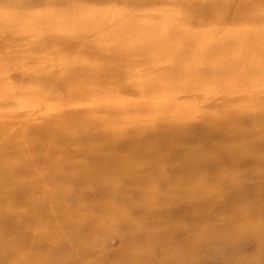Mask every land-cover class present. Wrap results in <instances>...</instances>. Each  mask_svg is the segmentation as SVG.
<instances>
[{"label": "rangeland", "instance_id": "obj_1", "mask_svg": "<svg viewBox=\"0 0 264 264\" xmlns=\"http://www.w3.org/2000/svg\"><path fill=\"white\" fill-rule=\"evenodd\" d=\"M212 1L0 0V264H264V0Z\"/></svg>", "mask_w": 264, "mask_h": 264}, {"label": "bare ground", "instance_id": "obj_2", "mask_svg": "<svg viewBox=\"0 0 264 264\" xmlns=\"http://www.w3.org/2000/svg\"><path fill=\"white\" fill-rule=\"evenodd\" d=\"M233 1V0H232ZM232 1L230 0H213L212 2H208V3H201L202 4V9L199 10L202 14L203 13H206L207 11H204V10H215L218 8V10H220L222 13H225V14H222V15H231V14H234V13H238L240 11V14H244V10L243 8H239V4H236L235 2L232 3ZM240 1V0H238ZM242 1H247V0H242ZM249 1H252V0H249ZM188 4H191V2H189ZM192 7L196 8V2H192ZM196 10V9H195ZM262 32V31H261ZM264 32V30H263ZM248 33H246V30H243L242 33H240L239 35V40H244L245 36H247ZM262 35H259L258 37H260ZM84 39V38H83ZM83 42V41H82ZM189 43V42H187ZM87 44V43H86ZM208 45V43H203V44H200V45ZM263 44H264V40H263ZM186 45V44H185ZM240 45H243V44H240ZM219 120H222L219 118ZM211 124H215V125H211ZM175 126H178V127H182V123H179V124H175ZM174 125L172 127H175ZM213 126H218V121L217 120H213L211 119L210 121H207L205 124L204 123H201L200 124V128H202V134L199 135L201 136L202 138H212L214 133H213V129H211ZM220 126V125H219ZM193 129V127L191 128V130ZM195 129V128H194ZM193 129V130H194ZM169 130L171 131L172 129L169 128ZM174 130V128H173ZM217 130H220V129H217ZM195 132V131H194ZM246 135V134H245ZM232 136V135H231ZM231 136H229L231 138ZM249 136H252V133H249ZM256 136L257 138L252 142L253 144H256L257 148H261V147H264V134L263 133H260V134H256L254 135ZM224 137V135H223ZM195 140V139H194ZM252 140V138L250 139ZM198 141V140H196ZM251 142V141H250ZM115 145H118V143H115ZM136 151L139 152L140 149L138 147H136ZM229 151L232 153V151L229 149ZM195 155V154H194ZM197 155V154H196ZM195 155V156H196ZM214 156V155H213ZM231 155H228L226 153H222V154H219L218 157L216 159L218 160H223V161H227V160H224V158H228L230 157ZM215 158V157H213ZM215 159V160H216ZM214 160V161H215ZM213 160H211L212 162ZM199 162V161H198ZM238 162V161H237ZM205 163V162H204ZM183 164V163H182ZM214 164V163H213ZM183 166V165H182ZM181 166V167H182ZM210 166V165H209ZM179 167V166H178ZM177 168V167H176ZM180 168V167H179ZM175 169V168H174ZM253 183V182H252ZM253 186V185H252ZM250 185H248V187H252ZM258 186V185H257Z\"/></svg>", "mask_w": 264, "mask_h": 264}]
</instances>
